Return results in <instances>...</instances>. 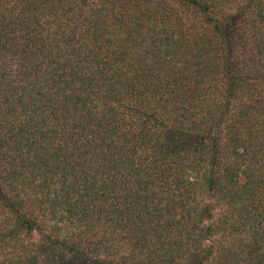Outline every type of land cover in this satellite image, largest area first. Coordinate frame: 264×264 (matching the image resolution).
I'll list each match as a JSON object with an SVG mask.
<instances>
[{
	"label": "trees",
	"instance_id": "16d2710c",
	"mask_svg": "<svg viewBox=\"0 0 264 264\" xmlns=\"http://www.w3.org/2000/svg\"><path fill=\"white\" fill-rule=\"evenodd\" d=\"M0 264H264V0H0Z\"/></svg>",
	"mask_w": 264,
	"mask_h": 264
}]
</instances>
